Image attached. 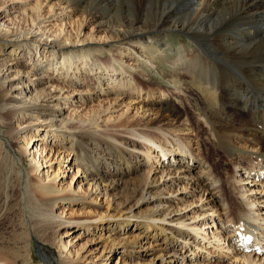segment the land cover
Segmentation results:
<instances>
[{
    "label": "rangeland",
    "instance_id": "1",
    "mask_svg": "<svg viewBox=\"0 0 264 264\" xmlns=\"http://www.w3.org/2000/svg\"><path fill=\"white\" fill-rule=\"evenodd\" d=\"M75 3L77 2L67 0H0V7L4 11L0 21L8 24L16 32L21 34L31 31L34 25V29L39 26L45 33L44 39L53 41L56 35H60V41L68 44L66 49L68 58L77 56L78 50L82 48L88 54L84 59H72L74 62L72 66L75 68L73 71L69 70L71 64L59 56L57 58L59 69L49 67L48 73L52 78L38 86V88L42 86L52 88L57 85L65 87L61 92L63 98L58 119L70 118L68 128L55 132L56 129L53 126H46L48 124L46 122L49 121L45 122L44 119L49 117L48 114H39L31 110L20 113L15 118L13 125L14 132H17L14 133L15 139L7 137L5 133L11 129L3 127L5 133L2 135V141L9 149L4 138L12 143L13 150L20 156L21 162L17 160L16 162L23 175L17 169L18 173L13 174L8 188V178L11 174L10 163L4 159L0 161V250L3 249L8 253L11 250H20L26 261L27 257L33 261L32 264H45L46 256L53 264H249L244 254L252 255L255 262H264V253H255L251 249L239 250L242 248L236 245L237 241H232V247L229 245V237L234 234L235 228L233 223L223 215L225 210L230 209L229 203H222L219 200L216 201L214 208H201L204 196L216 193L209 183L211 179H207L208 172L202 163L178 155L175 158L174 153L170 152L165 160L166 164L161 165L164 157L161 156V152L152 149L149 150L150 162L146 164L147 160L144 158L135 159L132 167L136 170L122 178L120 176L113 178L111 181L114 185L105 195L99 190L95 191V188L91 191L92 184L90 185L85 179L95 175L96 167L92 154H98L94 151L97 148L94 143L88 147L81 143L89 141L86 140L89 134H84L86 129L108 130L112 129L120 119H137L140 121L139 125L158 126L166 130L167 134L160 136L162 139L159 136L152 138L163 145L156 148L162 151L175 150L179 147L176 144L178 137L183 145L188 143L192 152L202 157L201 142L211 143L212 141L211 135L202 129L205 124L202 123L204 119L201 111L208 110L209 105L204 98V102L200 100L201 93L195 85L196 80L189 75L192 70L184 65L174 67L173 59L178 54V46L186 43L190 51L202 52L210 56L214 63L219 60L231 69L240 68L237 72L242 71L241 73H244L251 64L242 63L238 67L230 63L228 59L223 58V61L217 56L227 52L219 46L221 44L216 39H211L212 41L208 44H202L178 29L166 32L168 36L164 43L167 45L160 46L158 50L130 36L123 37L122 41L118 40L114 36L109 19L121 21L125 17L133 20L135 17L133 11L121 10V7L131 8L132 0H84L83 5ZM88 7H92L96 14L103 17L108 27L105 28L106 30L99 24V20L91 18L92 14ZM7 8L10 10L5 12ZM39 15L44 17L39 18ZM142 47L148 59L154 60L155 64L149 65L150 67L146 63L147 57L140 56V52H143ZM124 49L132 54L125 58L127 61L124 63L132 67L131 72H124L119 63H114L116 68L108 67L112 54L123 53ZM9 51L4 50L0 58L9 59L11 56ZM31 54L29 56L27 54L24 58V60L29 59V65L26 66L28 71H31L33 61L40 55L50 58L49 52L41 51L38 54ZM62 60L64 68L61 67ZM114 72L117 74L112 76ZM31 76L37 80V76L33 73ZM148 89H154L152 96ZM27 99L29 100V96L26 97ZM168 100L174 102L180 109V117L174 121L173 125L168 123L170 119L168 112L162 114L157 111V106L165 105ZM146 103H150V107ZM227 111L218 113L223 116L222 122L228 121V118L231 121H236V118L242 119L235 108L230 107ZM187 115L194 121H188ZM21 117L24 120L22 119L20 123L18 119ZM215 118H217L216 114ZM0 121L6 122L1 104ZM29 123H32L34 128L24 133ZM189 124L194 126L189 128ZM45 127L48 129L47 132ZM19 130L22 132L18 133ZM195 131H198L199 135L195 134ZM37 134L41 139L35 141L34 137ZM124 135L127 136V134ZM74 136L78 142L72 143ZM95 139L94 137L92 141ZM208 147L209 156L218 164L220 170L219 179L215 183L227 186L235 180L225 175L228 169H230L228 176H231L234 171L229 165L231 155L219 144ZM131 150L139 152L137 148H131ZM107 151L104 157L99 158L102 162H97L103 167H108L107 171H109L115 168L114 155L117 161H122V150L108 148ZM39 160L40 163L37 162ZM242 166L244 167L242 172L236 174L240 180L237 185L247 190L245 197H252L256 202L257 210L263 208L259 213L261 217H264V173L257 175L254 171L251 174L253 172L249 169L251 167L247 169L248 165L244 163ZM35 167L39 169L33 171ZM123 169L127 170L125 166ZM149 171L159 183H163L160 187L164 190L162 195L170 197L173 207L187 215L186 222L189 225L185 228L189 231L191 229L198 231L197 239L193 241L191 238V241L187 242L190 244H187L185 248L180 247L170 253L166 251V255L163 249L164 230L144 226L147 214L154 204H141V193L135 194L133 191L142 184ZM194 177H201L203 183L195 185ZM40 180L52 182L63 190L55 193V196L69 197L59 199L54 211L56 215H62L64 222L44 223V219L48 217L36 214L31 204L32 198L28 204L25 201L23 205L19 202L21 196L24 199L27 195L30 197V181ZM8 190L12 193L11 198H8ZM74 193L79 198L73 200ZM121 210L132 215L129 218L131 221L129 227H121L120 222L115 218L98 219L106 212L116 215ZM233 218L234 215L231 214L229 219ZM66 219L90 222L92 225L85 227L65 222ZM163 222L159 221L158 224L166 225ZM195 224L200 225V228L191 227ZM176 225L181 226L180 223ZM259 231L257 235H260V238L252 241V244L264 245V239H261L262 232L260 234ZM64 243L67 245L66 248ZM64 252L68 254V260L63 259ZM26 261L23 263L19 261V264H26Z\"/></svg>",
    "mask_w": 264,
    "mask_h": 264
},
{
    "label": "bare ground",
    "instance_id": "2",
    "mask_svg": "<svg viewBox=\"0 0 264 264\" xmlns=\"http://www.w3.org/2000/svg\"><path fill=\"white\" fill-rule=\"evenodd\" d=\"M67 1H76L79 5H83L84 2V0ZM128 7L130 6L128 5ZM88 8L90 9V14H92L91 18L99 20V24L103 26V29L108 28L103 17L100 14H96L92 7ZM121 8L122 11H133L135 17L133 20L123 17L121 21L109 19L111 28L115 34L114 36L118 40L122 41L124 39L123 37L130 36L140 39L142 40L141 43L145 42V44H149L148 46H153V48L158 50L160 46L167 45L164 43L165 38L168 36L166 32L171 29H178L185 32L188 37L202 44H208L209 41L211 42L216 39L221 44L219 46L224 50L226 49L227 52L222 56L216 55L222 60L223 58L228 59L231 61L230 63L238 67L242 63L251 64L244 73H241L242 71L237 72L240 68L231 69L228 65H223L224 63L222 64L219 60L217 63H214L210 56L199 51H190L186 43L178 46V54L173 59L174 67L184 65L192 70V73L189 75L196 80L195 85L201 93L200 100L204 102V98L209 105L208 110L201 111L203 115L201 116L204 119L202 123L205 124L202 129L203 131L205 130V133L211 135V143L213 145H221L231 155L229 165L232 166L234 171L231 173V176H228L230 169L227 168L228 172L225 175L236 181L232 180L227 186L223 184L216 185L215 181L219 179L220 170L218 164L209 156L208 146H213L211 143L201 142L200 150L202 157L193 153L188 143L183 145V142L178 137L176 139L178 148L162 151L156 148L157 146L160 148L162 145L161 142L157 143L152 138L167 134L164 128L158 126H142L139 125L140 121L137 119H120L112 129L102 131L86 129L84 131V134H89L86 139L89 141L81 142L82 145L88 147L94 143L95 148H97L94 151L96 153L98 152V154H92L93 163L96 167L95 175L93 177H85L88 183L90 185L92 184L91 191H94L95 188V191L99 190L105 195L108 194L109 188L114 185L111 180L117 176L122 178L124 175L134 172L136 168L134 169L132 167V162L135 159L142 160L144 158V160H147V164L151 156L149 150L152 149L153 151L157 150V152H161V156L164 157L161 165L166 164L165 160L170 155V152L174 153L175 158L178 155L183 158L193 159L205 166L204 168L208 172L207 179H211L209 183L216 191L213 195L209 193V195L204 196V203L201 205V208H214L215 203H217L216 201L219 200L222 203H229L230 209L225 210L223 213L226 219L233 223V227L235 226L233 229L234 234L229 237V245L232 247V241H237L236 245L242 248L239 250L251 249L255 253H264V245H260L259 243L252 244V241L260 238V235H257L259 230L260 234L262 232L261 239H264V217H261L259 213L263 208L257 210L256 202L253 201L252 197H245L247 190H243V186L237 185V182L240 180L236 177V174L242 172L244 168L242 163L248 165L247 169L251 167L249 168L253 171H250L251 174L254 171L257 175H259L258 173H264V166H262L264 163V0H132L131 8ZM9 10L7 8L5 12ZM3 12V9L0 7V18L3 16ZM41 17H44V15H39V18ZM34 26L31 31L20 34L8 24H5V22L0 21V54L4 50H10L9 55H11L9 59L0 58V104L3 108V117L6 119V122L0 121V161L4 159L10 163L9 168L11 174L8 178V188L12 182L13 174L18 173V170L22 175L23 172L17 167V162H21V159L13 150L12 143L9 139L4 138L7 145L12 149L10 150L2 141V135L5 133L3 127L5 126L11 129V131L7 130L5 134L10 139H15L16 136L14 133H17L13 129L15 118L20 113L23 114V112L26 113L28 110H31L39 114H48L49 117L44 119L45 122L49 121L46 122L48 123L46 126H53L56 129L55 132H61V129L68 128L70 118L58 119L61 110V100L63 98L61 92L65 87L57 85L52 88L46 86L38 88V86L39 84L42 85L45 80L52 78L51 74L48 73L49 67L52 66L55 69H59L57 67V58L59 56L65 62L71 64L70 71L75 69L72 66L74 63L73 58L79 60L88 56L82 48L78 50L77 56L68 58L66 56L68 44L60 41V35H56L53 41H49V39L43 38L45 35L44 31L39 26L34 29ZM210 45L212 46L211 43ZM41 51L49 52L50 58L48 59L46 55H40L37 59L34 58L35 60L32 63L31 71H28L26 66L29 65V59L24 60V58L27 54L29 56L32 55L31 53L38 54ZM127 51L124 49L123 53H113L112 58H110L111 61L107 66L116 68L114 63H119L122 65L124 72H131L132 67L124 64L127 61L125 58L132 56ZM142 51L140 52V56L147 57L146 59H148V55L143 50V47ZM137 61L140 62L139 59ZM61 62V67L64 68L63 60ZM146 63L148 66L152 65L154 60L148 59ZM30 72L34 76H37V80L32 78ZM116 72L112 76H115L117 74ZM115 78L118 79L117 77ZM241 79L245 80L242 81ZM153 90L148 89L151 96L154 94ZM59 91L60 93H58ZM28 96L29 100H26ZM146 105L150 107V103H146ZM230 107L235 108L242 119L236 118V121H231L228 118L230 121L222 122L223 116L218 113L225 112ZM157 111L162 114L168 112V117L170 118L167 117L169 119L168 123L172 125L180 117V109L174 102L169 100L165 105L157 106ZM215 114L217 118H215ZM22 119L21 117L18 121L21 123ZM93 120H95L94 117ZM189 120L192 121L190 116H188ZM197 124L199 125V123ZM192 126L194 124H189V128ZM33 128L32 123H29L27 129L23 132L27 133ZM47 131L48 129L46 128ZM19 132L22 131L19 130ZM197 132L195 131V134L199 135ZM124 134H127V136ZM94 137L96 139L92 141ZM34 138L35 141L41 139L39 138V134L35 135ZM71 141L75 143L78 142V139L74 136ZM108 148L116 149V151L119 149L122 150V161H117V157L114 155L113 161L115 168L109 171H107L108 167H103L101 163L97 162H102L99 158L101 156L104 157L103 155L108 152ZM131 148H137L139 152H135ZM105 161H107L106 158ZM37 162L40 163V160ZM123 166L127 170H124ZM38 169L39 167H35L33 171H37ZM243 172L245 173V171ZM144 179L142 184L134 188L133 191L135 194L141 193V204H154L149 214H147L146 221H144L145 228L152 227L157 230L162 228L164 230L165 243L163 249L165 250V255L177 248H185L187 244H190L187 242L191 238H193V241L197 239L198 231L196 229L189 231L185 228L189 225L186 222L188 217L185 212L173 207L170 197L162 195L164 190L160 189V187L163 183H159L150 171L145 175ZM194 179L195 185L196 183H203L201 177H194ZM173 181L176 182V180ZM183 189L186 190L187 188L183 187ZM29 191L31 192L30 197L27 195V192H25L27 195L25 199L22 196L20 197L19 202L22 205L25 202L28 204L32 198L33 201L31 204L36 214L48 217L44 219V223H48L49 221H53V224L56 222H64L62 215H56L54 212L59 199L69 198L65 195H54L55 193L63 191L62 189H59L52 182L40 180L30 181ZM205 191L208 190L205 189ZM7 195L8 198H11V191L8 190ZM77 198L79 197L74 193L73 200ZM201 199H203L202 196ZM231 214L234 215L233 219H229ZM131 216L121 210L116 215L106 212L105 215L101 214L98 219L105 217L115 218L116 221L120 222L121 227H129L131 224L129 218ZM159 221H164L163 223L168 226L159 225ZM65 222L76 223L85 227L92 225L90 222L79 220L68 221L66 219ZM176 223H180L181 226H177ZM191 227L200 228V225L195 224ZM66 247L67 245L64 246V248ZM166 251L169 252L166 253ZM244 255L249 264H264V262L260 261L255 262L254 257H251L252 255ZM63 259H69L68 254L65 252ZM44 260L45 264H53L47 256ZM19 261L22 263L26 261V258L20 253V250H11L9 253L5 250L3 251V249L0 250V264H19ZM29 261L30 259L27 257L26 264H32L33 261Z\"/></svg>",
    "mask_w": 264,
    "mask_h": 264
}]
</instances>
